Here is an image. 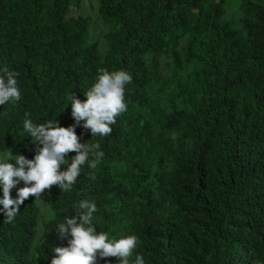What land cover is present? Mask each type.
<instances>
[{"label": "trees", "instance_id": "16d2710c", "mask_svg": "<svg viewBox=\"0 0 264 264\" xmlns=\"http://www.w3.org/2000/svg\"><path fill=\"white\" fill-rule=\"evenodd\" d=\"M5 68L22 95L0 106V151L29 158L25 113L66 127L68 94L86 99L98 69L133 79L110 134L76 127L100 144L96 168L0 214V264H50L85 198L98 230L140 237L146 264H264V0H0Z\"/></svg>", "mask_w": 264, "mask_h": 264}, {"label": "clouds", "instance_id": "9594fccd", "mask_svg": "<svg viewBox=\"0 0 264 264\" xmlns=\"http://www.w3.org/2000/svg\"><path fill=\"white\" fill-rule=\"evenodd\" d=\"M19 75L14 70L0 69V106L21 99ZM132 79L123 68L98 69L95 82L84 93L86 99L81 100L74 91L68 94L74 123L66 127L57 119L36 122L30 112L25 113L23 131L36 145L34 156L13 154L11 148L0 151V214L9 223L16 219L21 205L30 196L43 201L41 194L53 185L71 192L85 166L96 168L103 156L100 144L82 143L76 127L83 121L82 127L94 135L110 134L117 117L128 109L125 91ZM72 152L75 155L69 156ZM72 210L77 215H65L55 226L58 238L67 243L51 248L50 264H99L108 257H116V264H146L144 255L136 251L141 244L137 234L117 238L109 231L98 230L94 222L98 211L95 200L80 199L72 205Z\"/></svg>", "mask_w": 264, "mask_h": 264}, {"label": "rangeland", "instance_id": "374dc122", "mask_svg": "<svg viewBox=\"0 0 264 264\" xmlns=\"http://www.w3.org/2000/svg\"><path fill=\"white\" fill-rule=\"evenodd\" d=\"M75 12V11H74ZM86 13H88V11H85ZM76 13V12H75Z\"/></svg>", "mask_w": 264, "mask_h": 264}, {"label": "bare ground", "instance_id": "6f19581e", "mask_svg": "<svg viewBox=\"0 0 264 264\" xmlns=\"http://www.w3.org/2000/svg\"><path fill=\"white\" fill-rule=\"evenodd\" d=\"M37 109V108H36ZM141 174V173H140Z\"/></svg>", "mask_w": 264, "mask_h": 264}]
</instances>
